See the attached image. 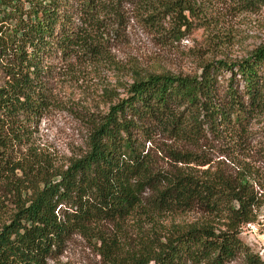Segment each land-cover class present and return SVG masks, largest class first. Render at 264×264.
I'll use <instances>...</instances> for the list:
<instances>
[{
    "label": "trees",
    "instance_id": "16d2710c",
    "mask_svg": "<svg viewBox=\"0 0 264 264\" xmlns=\"http://www.w3.org/2000/svg\"><path fill=\"white\" fill-rule=\"evenodd\" d=\"M119 1L0 0V264H47L75 232L139 220L133 246L99 238L110 264H229L239 255L246 264H264L240 237L241 226L259 215L264 185L256 188L245 172L230 181L208 169L168 171L153 157L205 165L179 147L208 134H245L264 117V45L238 61H206L196 74H137L91 121L85 149L64 165L36 143L52 103L53 62L97 59L104 51L99 17ZM142 1L150 18L171 14L189 22L188 0ZM221 71L230 73L222 96ZM157 131L170 143L156 148ZM196 207L223 224L154 226L156 213Z\"/></svg>",
    "mask_w": 264,
    "mask_h": 264
},
{
    "label": "rangeland",
    "instance_id": "374dc122",
    "mask_svg": "<svg viewBox=\"0 0 264 264\" xmlns=\"http://www.w3.org/2000/svg\"><path fill=\"white\" fill-rule=\"evenodd\" d=\"M104 1L110 4L112 0ZM188 1L192 10L184 12L187 24L179 23L171 14L148 17L149 4L142 0H120L118 8L108 5L99 17L103 53L97 59L86 56L68 63L53 62V98L38 125L39 148L59 165L83 151L91 121L123 94L124 86L137 74H196L206 61H238L264 45V5L244 7L240 0ZM229 76V72L221 71L218 77L221 96ZM154 139L156 148L170 143L161 131L155 133ZM182 146L179 148L187 147L197 160L207 164L176 163L159 152L153 157L168 171L208 169L209 174L218 172L230 181L245 172L256 182V188L264 185V117L252 122L245 134H208L198 145ZM258 211L257 232L241 229L240 237L264 259V204ZM154 218L158 228L173 222L206 221L217 228L223 224L200 207L181 213L159 212ZM138 222L143 221H101L94 224L91 233L75 232L61 253L47 259V264H110L100 253L99 238H115L119 245L133 246L140 233ZM144 224L146 229L152 228ZM229 264L246 262L239 255Z\"/></svg>",
    "mask_w": 264,
    "mask_h": 264
},
{
    "label": "built area",
    "instance_id": "2783aa9c",
    "mask_svg": "<svg viewBox=\"0 0 264 264\" xmlns=\"http://www.w3.org/2000/svg\"><path fill=\"white\" fill-rule=\"evenodd\" d=\"M258 222L257 220L256 221H253V222H248L244 225L241 226V229H250L252 230V232L256 233L257 230H258V224L256 223ZM262 226H263V229H264V216H263V219H262Z\"/></svg>",
    "mask_w": 264,
    "mask_h": 264
}]
</instances>
